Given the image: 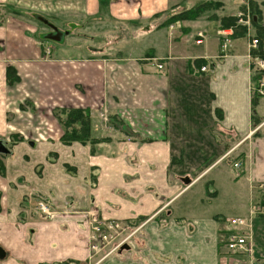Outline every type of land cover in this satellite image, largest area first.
I'll use <instances>...</instances> for the list:
<instances>
[{"label": "crops", "instance_id": "crops-1", "mask_svg": "<svg viewBox=\"0 0 264 264\" xmlns=\"http://www.w3.org/2000/svg\"><path fill=\"white\" fill-rule=\"evenodd\" d=\"M187 1L0 0V12H13L0 15V137L20 139L0 172V264H90L89 208L104 218L141 224L127 248L98 264L225 263L217 214L194 217L204 213L195 210L197 201L175 202L211 165L231 156L241 161V174L232 171L247 186V212L257 205L264 134L253 118L251 90L254 57H262L251 46L255 25L245 36L230 35L222 48L217 20L165 21L194 5ZM257 3L264 29V0ZM88 17L155 27L141 35L146 49L136 55H77L65 43L48 46L38 39L36 21L48 20L56 33ZM60 33L67 36V30ZM202 65L208 69L200 70ZM71 107L88 109L90 135L101 141H60L63 130L53 111ZM38 150L40 162L28 164ZM206 157L213 158L194 166ZM185 164L187 173L197 172L193 178L177 173ZM38 200L56 212L43 216ZM254 244V264H264L262 234Z\"/></svg>", "mask_w": 264, "mask_h": 264}, {"label": "rangeland", "instance_id": "rangeland-1", "mask_svg": "<svg viewBox=\"0 0 264 264\" xmlns=\"http://www.w3.org/2000/svg\"><path fill=\"white\" fill-rule=\"evenodd\" d=\"M203 1H210V0H188L186 4L192 5V4H198ZM214 2L215 5L210 4L208 6L205 12L202 13L200 16L202 19H208V20H217L220 23V18L224 15H230L228 13L234 12V16L236 17V24L239 26H244L246 28V31L252 26V17H255L256 9H259L257 0H211ZM256 5V6H255ZM258 7V8H257ZM238 12H241V14L238 16ZM2 18L9 13H13L11 11H7L6 9L2 10L0 12ZM18 12H15L17 14ZM23 14V13H20ZM28 15H31L27 13ZM246 14L249 16V23H245L243 21H240L239 18L245 20ZM105 16V15H104ZM199 17V18H200ZM31 18H35L34 15H31ZM97 18H99L97 16ZM110 20L104 19V17H101L99 20H91L90 17L87 18L86 23L82 24L81 26L79 24L77 25H70V26H64V29H62L60 32H64L67 30V36L65 37V33L56 32L53 28H51L48 20L46 21V25L42 22L36 21L39 25V41L42 44H48V46H58L62 44H66L70 47V49L75 52L77 55H83V54H104V53H111V54H122V53H133V54H140L142 50L146 49V42L143 41L146 36H141L144 31L147 29H151L155 26H151L148 24L146 27L147 22H143L142 24L138 25L140 23V20H136L135 25L137 26L133 27L130 24L127 23H118V21L114 20L113 18L109 17ZM163 18H160L157 20L158 22H161ZM166 20V19H165ZM216 21V22H217ZM173 22V21H172ZM56 23V22H55ZM252 30V29H251ZM248 32V31H247ZM259 34L263 33V31H259ZM152 34H149V36ZM62 36H64V41L62 39ZM73 37V38H71ZM141 37L143 40H141ZM257 37V36H253ZM251 37V38H253ZM43 46V45H42ZM256 49L259 48V41L256 43ZM145 48V49H144ZM119 52V53H116ZM259 54V53H258ZM259 56H261L259 54ZM262 57V56H261ZM264 58V57H263ZM262 70L257 69L255 71L254 76V82H253V89L251 90V98L257 99L260 97V99L254 103L253 107L255 109V115L253 116L254 120L261 121L260 123L261 128L259 129L260 134H264V96H259L254 91V87L258 83V78L260 76V73ZM254 102V101H253ZM262 103V111L260 104ZM62 109V108H61ZM60 113V109L57 111H53V115L57 116ZM259 115L260 119H259ZM107 116V113L105 111H102L100 113V118L103 123H106L108 121H105ZM59 118H64L59 116ZM58 118V119H59ZM57 119V120H58ZM105 119V120H104ZM0 141H2L5 146L8 147V149H12V140L11 139H4L0 137ZM65 144V143H63ZM8 154V153H7ZM7 154L0 153V168L3 164V159ZM30 156V162L28 164L34 165L38 162H40V159L42 158L40 150L38 152H31L29 154ZM231 156L226 157L221 162H216L213 165L209 167V169L206 171L207 173L204 174V176L193 184L189 189L184 191L176 200V204H191L194 201H197L198 203L195 205L197 209L196 211H202L204 210V213H196L193 212L192 216L194 217H200V216H209L212 214H217V218L219 219V224L223 223V221L220 219H226L231 216L236 215H245L247 212V202L249 200V193L247 190V186L243 181L242 177H239L238 179H235L233 177L234 172L232 164L229 163L228 159H230ZM213 157H206L203 158V162L201 161L200 165H194L196 167L207 165ZM179 163L181 160L178 158ZM231 160V159H230ZM234 159L231 160V163ZM178 162H175L174 164H179ZM178 166V165H177ZM189 165L185 164L184 167H179V171L177 172L180 174L179 176H188L189 178H193L197 172L196 171H188ZM198 170V169H195ZM257 184L256 186L259 188ZM260 189V199H258V203L263 198L262 195H264V192ZM215 191L216 194L214 196H210L208 192ZM202 198V203H199L198 199ZM264 202V200H263ZM240 203L243 205L240 206ZM256 203V204H258ZM248 213V212H247ZM246 213V214H247ZM246 216V215H245ZM253 224V236L256 237L258 234H262L264 237V215H259L257 217H253L252 220ZM219 245V255L222 257L221 253L224 251V247L221 244V242L218 240ZM121 250V249H119ZM224 264H227L225 261ZM254 264V259H253Z\"/></svg>", "mask_w": 264, "mask_h": 264}, {"label": "built area", "instance_id": "built-area-1", "mask_svg": "<svg viewBox=\"0 0 264 264\" xmlns=\"http://www.w3.org/2000/svg\"><path fill=\"white\" fill-rule=\"evenodd\" d=\"M238 16L241 12L237 13ZM240 21L249 23V16L246 14V19L239 18ZM233 29L220 28L218 33L223 37L222 48L226 47L229 36L232 35ZM201 36V33H197ZM198 43L199 40H196ZM257 39H251V46L255 47ZM254 62L260 73L258 83L255 86V91L258 95L264 96V58L254 57ZM161 63L157 67L161 68ZM207 65L200 66V70L206 71ZM107 120V117L105 118ZM104 119V120H105ZM105 120V121H106ZM232 166L236 170V174H241V161L233 160ZM259 188L264 192V183H259ZM37 210L43 216H51L56 212V209L43 200H38L36 204ZM86 224L88 227V248L90 264H98L105 260L108 256L115 253L123 244L130 242L134 234L137 232L141 224L132 225L130 222H125L116 218H104L99 215L96 209H86ZM264 215V202L253 207L248 214L231 216L222 219L223 228L220 232L219 241L224 247L221 253L227 264H253L254 259V236L252 220L255 215Z\"/></svg>", "mask_w": 264, "mask_h": 264}, {"label": "trees", "instance_id": "trees-1", "mask_svg": "<svg viewBox=\"0 0 264 264\" xmlns=\"http://www.w3.org/2000/svg\"><path fill=\"white\" fill-rule=\"evenodd\" d=\"M210 4H214V2L210 1H203L198 3L197 5H192L189 8L180 10L174 14H171L165 21L166 22H174L176 20H193L202 15L203 12L208 9L207 7L210 6ZM256 6V5H255ZM258 8V7H257ZM255 18L252 17V23L256 27V33H257V42L259 41V48L258 50L255 48L257 53H259L262 58L264 57V50L261 46V38L264 37V29L261 25H259L260 22V9H256ZM219 26L221 28H228L231 27L233 29L232 34L236 37L238 36H245L247 34L246 28L244 26H239L236 24V17L234 15H224L220 19ZM263 31V33L259 34V31ZM200 63L202 60H198ZM11 68V67H10ZM11 69H7V79L8 82H11ZM14 79L17 76H13ZM254 101V102H253ZM252 103H255V99H252ZM59 116L64 118H59ZM59 118V119H58ZM57 119L62 127V134L60 136V141L65 144H69L72 141H79L82 144H94L102 139H96L91 137L90 135V113L88 109L81 108V107H71V108H64L60 109V113L57 116ZM18 136V135H17ZM12 143L20 140L19 137L16 139H11ZM104 140V139H103ZM0 172H3V165L0 168ZM213 193V192H212ZM211 193V194H212Z\"/></svg>", "mask_w": 264, "mask_h": 264}, {"label": "water", "instance_id": "water-1", "mask_svg": "<svg viewBox=\"0 0 264 264\" xmlns=\"http://www.w3.org/2000/svg\"><path fill=\"white\" fill-rule=\"evenodd\" d=\"M255 18V17H254ZM10 152V150L8 149V147L7 146H5V144L2 142V141H0V153H4V154H7V153H9ZM128 246H127V244H123L122 246H121V249H123V248H127Z\"/></svg>", "mask_w": 264, "mask_h": 264}]
</instances>
